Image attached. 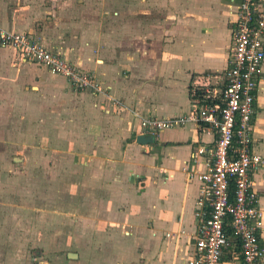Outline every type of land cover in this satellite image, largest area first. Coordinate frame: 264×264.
Returning a JSON list of instances; mask_svg holds the SVG:
<instances>
[{
	"label": "crops",
	"instance_id": "obj_1",
	"mask_svg": "<svg viewBox=\"0 0 264 264\" xmlns=\"http://www.w3.org/2000/svg\"><path fill=\"white\" fill-rule=\"evenodd\" d=\"M112 4L76 1L78 20L53 25L39 0H0L1 29L29 34L102 89L76 92L0 48V151L10 153L0 172V264H187L191 256L196 175L208 160L191 157L214 136L189 123L139 144L138 124L187 113L194 77L218 81L238 0ZM258 78L251 148L264 156V61ZM250 175L264 243V167ZM240 262L230 245L219 264Z\"/></svg>",
	"mask_w": 264,
	"mask_h": 264
},
{
	"label": "built area",
	"instance_id": "obj_2",
	"mask_svg": "<svg viewBox=\"0 0 264 264\" xmlns=\"http://www.w3.org/2000/svg\"><path fill=\"white\" fill-rule=\"evenodd\" d=\"M227 68L210 84L190 80L189 110L169 118L146 117L139 121V135L155 138L161 131L186 124L212 132L199 182L194 216L197 221L193 250L187 264H219L230 245L239 249L240 264H264V243L257 233L260 214L250 174L264 167V156L251 148V123L259 68L264 61V0H238L229 31ZM0 47L11 49L21 62L33 63L63 78L76 92L101 93L95 76L83 72L56 53L44 49L26 33L0 28Z\"/></svg>",
	"mask_w": 264,
	"mask_h": 264
},
{
	"label": "rangeland",
	"instance_id": "obj_3",
	"mask_svg": "<svg viewBox=\"0 0 264 264\" xmlns=\"http://www.w3.org/2000/svg\"><path fill=\"white\" fill-rule=\"evenodd\" d=\"M74 1L75 2H73V0H41V1L39 0L40 6H39L38 10L40 12H49L50 14H52V11H54L53 14H54L55 18H52L51 15H45L44 18H47L46 20H44L45 23H51L54 25L55 24L54 19H57V20L65 19V20L74 22L75 20H78V17L80 16L79 15L80 9L76 5V1H79V0H74ZM106 1L108 2V4L113 5L112 3L116 0H106ZM114 10H115L114 8L110 7L109 13L111 11H114ZM1 63H2V61H0V64ZM17 63L18 62L14 58V60L12 61L13 67H15V64H17ZM31 64H33V63H31ZM34 65H36V64H34ZM4 75H5V72H3V67L0 65V80H5ZM8 75L10 78L13 77L12 73H9ZM9 154L10 153H7V155L5 156V151H3V150L0 151V158H1L0 159L1 160L0 172L1 173L2 172L5 173L6 167L10 164V162H5L6 159H4V158H8ZM19 171H20V166H14V170H10V172H17V173Z\"/></svg>",
	"mask_w": 264,
	"mask_h": 264
},
{
	"label": "water",
	"instance_id": "obj_4",
	"mask_svg": "<svg viewBox=\"0 0 264 264\" xmlns=\"http://www.w3.org/2000/svg\"><path fill=\"white\" fill-rule=\"evenodd\" d=\"M136 141L139 143V144H146V143H149L150 142V138L149 137H144V136H139Z\"/></svg>",
	"mask_w": 264,
	"mask_h": 264
}]
</instances>
